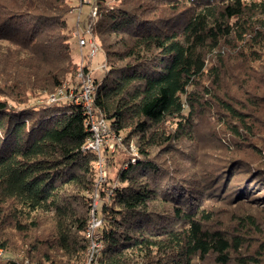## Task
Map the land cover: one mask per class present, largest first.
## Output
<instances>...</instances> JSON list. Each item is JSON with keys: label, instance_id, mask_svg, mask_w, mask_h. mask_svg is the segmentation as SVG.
Segmentation results:
<instances>
[{"label": "trees", "instance_id": "16d2710c", "mask_svg": "<svg viewBox=\"0 0 264 264\" xmlns=\"http://www.w3.org/2000/svg\"><path fill=\"white\" fill-rule=\"evenodd\" d=\"M185 2L190 5L185 7ZM106 3L96 0L93 33L101 37L109 70L96 81L93 108L115 133L131 128L128 135H139L140 155L126 161V168L118 171L120 184L111 186L113 196L102 210V248L94 259L99 264H194L215 256L218 264H261L258 256L243 251V236L208 227L207 216L192 208L190 193L178 191L177 199L187 210L175 209L186 226L156 230L153 204L158 190L152 184L158 183L161 170L150 153L153 146L174 137L154 127L173 118H179L183 131L194 123V110L202 108L196 88L211 93L201 83L206 74L219 84L218 64L226 52L237 51L244 60L260 59L264 0H124L112 7ZM166 9L175 14L166 17ZM68 11L66 0H0V42L9 44L0 53V83L16 102L0 99V197L20 205L15 217L40 210L54 213L57 245L75 257L90 244L85 230L91 203L83 196L87 210L78 214L67 205L64 190L66 186L96 190L98 155L84 148L92 136L88 111L71 100L37 105L21 98L29 89L52 93L62 88L65 73L74 70L66 34ZM3 46L0 43V49ZM214 52L217 64L209 66L207 56ZM88 65L89 61L86 72ZM261 65L255 76L244 74L259 84L251 86L258 95L248 94L243 108L250 112L218 99L233 135L242 136L244 131L255 137L257 129L264 132V126L256 124L257 114L264 112V62ZM260 169L255 179L249 180V174L234 186L233 196L258 189L257 199L264 200V168ZM228 175L237 172L231 169ZM99 190L105 194V189ZM0 221H5L1 213ZM3 237L0 230V248L8 251ZM0 264L19 262L0 257Z\"/></svg>", "mask_w": 264, "mask_h": 264}, {"label": "rangeland", "instance_id": "374dc122", "mask_svg": "<svg viewBox=\"0 0 264 264\" xmlns=\"http://www.w3.org/2000/svg\"><path fill=\"white\" fill-rule=\"evenodd\" d=\"M66 1L69 8L66 15L68 24L66 34L69 38L68 43L75 68L65 73L62 88L52 93L29 89L25 96L21 97L22 101L26 100L38 105L52 101L54 96L58 100H66V95L78 83L79 68L83 67L82 64L85 65L87 61H89L90 73L99 79L109 70L102 48L97 55L90 57L89 45L80 44V36L85 35L88 39H92L93 36L101 47L99 39L101 37L97 38L93 32V34L86 32L90 26L94 30L97 21L96 0ZM122 2L124 0H107L106 5L120 6ZM189 5L185 2V7ZM173 14L175 13L167 10L166 17H171ZM126 36L125 38H128ZM0 43L4 45L0 49V53L3 54V50L9 44L6 41ZM257 50L260 56L257 61L244 60L243 55H238L237 51L224 54V61L218 64V70L221 71L219 84H214L213 76L206 74L201 83L208 86L211 93H207L203 87L196 88L202 108L194 110V123L187 126L185 131L179 129V118L168 119L154 127L153 130L164 131L167 135H174V137L168 143L153 146L150 158L159 165L161 170L157 176L158 183L152 184V187L158 190V197L153 204V210L157 211L154 218L156 230L182 229L186 226L185 221L175 215V209L185 207L187 210L185 204L183 205L182 201L177 199L180 196L178 191L190 193V197L194 198L192 208L195 213L202 212L201 217L207 216L204 221L208 227L219 229L229 236H243L245 241L243 251L258 256L262 260L261 264H264V200L257 199L260 194L258 189L244 196H233L234 186L239 187L249 174H251L249 180L255 179L254 175L262 170L260 168H264V158H262L264 132L257 129L255 137L244 131L242 136L233 135L225 125L226 121H230L228 115L217 104L218 99H223L244 112L251 111L243 108L247 106L249 97L258 95L255 86L259 84L256 82L257 79L251 80L244 74L250 72L255 76V69L262 66L264 51L260 48ZM207 61L209 66L217 64L216 53L208 54ZM248 94L252 95L247 97ZM0 99L16 104L2 83H0ZM184 113H188L187 108ZM256 124L259 128L261 125L264 126V112L257 114ZM130 130L132 129H126L119 134L112 130L109 142L101 147L100 152L105 158L104 168L107 176L98 187V189H105V194H101V201H97L100 214H103L102 210L108 199L107 189L112 185L120 184L118 171L126 168V161L129 158L133 160L140 155L138 151L140 136L128 135ZM97 155L96 182L99 180L97 168L100 158L99 154ZM231 169L237 172V176L228 175ZM66 188L64 194L67 195V205L78 214L85 213L87 206L83 202V196L90 198L91 203L94 192L80 191L74 186H66ZM173 189L177 190V194H174ZM19 208L20 205L14 199L5 200L0 197V213L5 219L4 222L0 221V230L4 232L3 240L9 248L8 252L12 254L11 258L17 260L19 264H99L94 259L97 256L95 248H92L90 244L85 253L75 257L69 256L60 249L57 245L54 213L40 210L15 217ZM194 264L218 263L215 256H208L204 259H196Z\"/></svg>", "mask_w": 264, "mask_h": 264}, {"label": "built area", "instance_id": "2783aa9c", "mask_svg": "<svg viewBox=\"0 0 264 264\" xmlns=\"http://www.w3.org/2000/svg\"><path fill=\"white\" fill-rule=\"evenodd\" d=\"M86 32L88 34H93L92 27L90 26L86 30ZM80 38L81 45H89L88 55L90 57H93L100 52L101 47L95 41L93 36L92 39H88L87 37H85V35L80 36ZM82 65L83 67L79 68L78 83L71 89L69 94L66 95V100L74 101L75 103L82 104L84 107H86L89 114V125L92 136L87 140L84 145V148L99 154L100 157L97 168L99 180L96 182V190L93 191L94 197L92 198V202L90 205L89 218L85 230V235L88 239H90L89 241L91 242L90 246L92 248H95L94 251L97 255L100 253V250L102 248V243L99 241V235L103 226L105 225V217L102 213H99L98 202L101 201L102 198L98 187L101 186V182L105 180L107 176L106 169L104 168L105 158L101 156L100 151L101 147L109 142L112 128L110 127L108 121L103 116H99L93 108V95L95 92L96 81L98 78L92 75L90 71L86 72L85 65ZM53 101H58V99H56L54 96L52 97V101L49 102ZM133 161H136V158L133 159ZM106 193L108 199H110L114 193L113 188H108ZM11 256L12 254H10V252L4 250L3 248H0L1 258L10 259Z\"/></svg>", "mask_w": 264, "mask_h": 264}]
</instances>
